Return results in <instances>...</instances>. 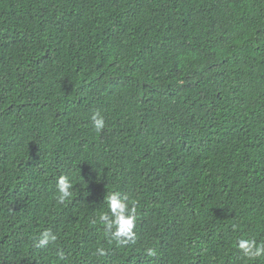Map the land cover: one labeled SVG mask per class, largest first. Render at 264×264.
Instances as JSON below:
<instances>
[{
  "label": "trees",
  "instance_id": "1",
  "mask_svg": "<svg viewBox=\"0 0 264 264\" xmlns=\"http://www.w3.org/2000/svg\"><path fill=\"white\" fill-rule=\"evenodd\" d=\"M0 264H264V0H0Z\"/></svg>",
  "mask_w": 264,
  "mask_h": 264
}]
</instances>
